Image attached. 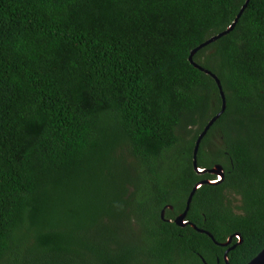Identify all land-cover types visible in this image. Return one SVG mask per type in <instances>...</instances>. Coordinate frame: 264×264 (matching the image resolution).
<instances>
[{
    "label": "trees",
    "instance_id": "16d2710c",
    "mask_svg": "<svg viewBox=\"0 0 264 264\" xmlns=\"http://www.w3.org/2000/svg\"><path fill=\"white\" fill-rule=\"evenodd\" d=\"M0 0V264H247L264 248V0ZM171 206L173 209H171ZM165 210L164 217L162 212Z\"/></svg>",
    "mask_w": 264,
    "mask_h": 264
},
{
    "label": "water",
    "instance_id": "95a60500",
    "mask_svg": "<svg viewBox=\"0 0 264 264\" xmlns=\"http://www.w3.org/2000/svg\"><path fill=\"white\" fill-rule=\"evenodd\" d=\"M250 0H247L246 3L243 5L241 11L239 12V14L237 15L235 21L224 31L220 32L217 35L212 36L211 38H209L208 40H206L204 43L200 44L199 46H197L196 48H194L191 53H190V57L189 60L190 62L197 68L205 71L206 73L210 74L218 83V87L220 90V94L222 97V101H223V105H222V109L221 111L215 115L214 117H212V119L208 122V124L205 126V128L203 129V131L201 132V134L199 135L197 142H196V146L194 149V160H193V164H194V168L195 170L199 173V174H205V173H210L213 175H216V179L215 180H201L198 183H196V185L193 187L188 201H187V206L184 210V212L182 214H180L177 219H176V223L179 226L185 227L187 226L190 222H188V220H186V216L188 214V211L190 209V205L192 202V199L196 193V191L203 185V184H219L222 183L225 179V171L224 168L221 164H216L215 166H213L212 168H202L199 167L198 165V152L200 149V145L202 140L204 139V137L206 136V134L208 133V131L211 129V127L214 125V123L221 117V115L226 111L227 108V98H226V94L225 91L223 89V85L222 82L220 80V78L213 73L212 71L204 68L203 66H201L199 63H197L194 59L195 54L202 49L203 47L207 46L208 44L216 41L217 39H219L220 37L228 34L229 32H231L232 30H234L237 22L239 21L240 17L242 16V14L244 13L245 9L247 8L248 4H249ZM165 214V210H163L162 212V217H164ZM193 227L196 228L197 230L201 231V232H206L212 239H214V241L217 244L223 245V246H228L232 243L233 241V236L229 237V239L224 242V243H219L215 240V237L213 236V234H211L210 232L206 231V230H202L199 229L195 224H193ZM236 236L239 238V241L232 245L231 247H229L225 253V260L227 262V264H229L228 262V253L230 250L234 249L238 244L242 243V237L240 234H236ZM247 264H264V248L253 258L251 259Z\"/></svg>",
    "mask_w": 264,
    "mask_h": 264
},
{
    "label": "flooded vegetation",
    "instance_id": "af4514ba",
    "mask_svg": "<svg viewBox=\"0 0 264 264\" xmlns=\"http://www.w3.org/2000/svg\"><path fill=\"white\" fill-rule=\"evenodd\" d=\"M171 209H173L172 206H171ZM183 212H184V211H182V212H180V213H177V214H173V217L169 218V220H173V221L176 222L177 217H178L180 214H182ZM186 220H188V219H187V216H186ZM188 222H190L189 224L193 226V222H191L190 220H188ZM189 224H188V225H189Z\"/></svg>",
    "mask_w": 264,
    "mask_h": 264
}]
</instances>
